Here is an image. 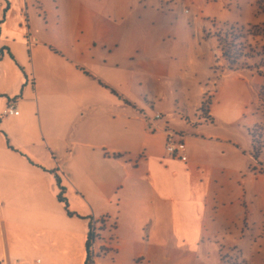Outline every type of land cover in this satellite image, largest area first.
Here are the masks:
<instances>
[{"label":"crops","instance_id":"1","mask_svg":"<svg viewBox=\"0 0 264 264\" xmlns=\"http://www.w3.org/2000/svg\"><path fill=\"white\" fill-rule=\"evenodd\" d=\"M146 1L185 8L208 31L257 25L264 16L256 0ZM119 5L0 0V264H84L87 219L102 222L93 264H230L244 259L246 242L226 256V234L235 228L246 239L264 224V139L253 157L249 133L241 140L205 134L198 114L190 120L150 101L151 84L136 72L134 54L117 51L118 21L104 19L105 9ZM193 31L178 46L189 52L185 66H193L196 40L211 39ZM214 42L206 66L220 67L222 83L236 76L259 101L264 73L221 70ZM11 100L18 115L2 116ZM217 100L210 96L211 124ZM259 105L264 115L263 100ZM169 133L183 140L185 161L166 154ZM261 248L244 264L264 258ZM212 252L217 257L208 262Z\"/></svg>","mask_w":264,"mask_h":264},{"label":"rangeland","instance_id":"2","mask_svg":"<svg viewBox=\"0 0 264 264\" xmlns=\"http://www.w3.org/2000/svg\"><path fill=\"white\" fill-rule=\"evenodd\" d=\"M109 1L115 0H104L106 4H109ZM117 1L120 2V9H105L103 11L104 19L118 21V38L116 40H119V47L117 51L119 53L130 52L134 54L137 62V64L135 63L136 72L142 75V80H145L146 85L151 84V95H146L151 99L150 101L163 106L166 110L172 109L174 112H179L184 118L195 120L196 114H198L197 106L202 100L203 104L201 103L200 106L202 105L205 115L208 116L210 96H212V100L218 98L216 105L213 107L215 121L212 124L203 122L204 133L210 132L217 136H232L238 139L247 136V133H249L253 141L251 153L254 157L257 151L261 150L260 147L263 142L261 137L264 139V115L260 109L262 107L259 105L260 100L264 102V83L262 82L261 90H258L260 94V100L258 101L254 92L249 90L250 86L239 84L236 76H233L232 79L228 78L227 81L222 83L223 79H220L219 76L220 67L215 66L214 69H209L206 66L207 62L212 64L211 50L215 46L214 34L218 31H224L227 26L214 24L213 27H209L208 32L206 28L199 27L197 23L191 22L190 15H188L189 11H185V8L180 7L175 11L167 9V5H163L164 9L159 4L153 7L146 0ZM100 12L102 11H98V13ZM243 18L251 21L253 19L252 13L244 11ZM257 18L260 19L259 23L264 24V16H257ZM198 27L199 29H197ZM192 31L194 36L197 34L211 39L196 40L198 45L196 43L193 46V52L191 53L194 61L193 66H185L183 63L189 56V52L183 50L180 53L178 46L183 39L189 40ZM207 33L209 34L207 35ZM247 42L257 51H260V46L264 45V39L260 37H249ZM216 47L218 48L217 42ZM188 51L190 50L188 49ZM218 52L220 53L219 48ZM242 62L257 68L259 59H243ZM223 69L226 70V67L221 68V70ZM252 70L254 69L252 68ZM259 70L264 73V67H260ZM254 122H260L262 125H255ZM259 157L260 161L264 163V150ZM91 223L96 230V227L102 222L91 220ZM262 223L252 229L254 235L248 231L246 239L241 238V235H235V228H233V233L226 234L228 241L221 249L224 255L235 257L236 252H238V247L235 246L236 243L244 245L246 242V249L242 251L244 253L242 258L244 259H239V261L233 259L230 264H244L245 258L249 257L250 252L258 251V245L262 247L261 250H264V224ZM217 225L219 226V224ZM254 242L258 243V245H254L256 247L253 246ZM211 243H215V240L213 239ZM215 246L217 251L220 252L218 245ZM158 252L162 254L164 251L160 249ZM200 253H202L201 249ZM168 254H171V252L168 251ZM209 257L208 262H213L214 257L217 256L212 252ZM255 257L260 260H252L249 264L253 261L262 264L261 259L264 262V258L257 255ZM92 259L94 260V256H92Z\"/></svg>","mask_w":264,"mask_h":264},{"label":"trees","instance_id":"3","mask_svg":"<svg viewBox=\"0 0 264 264\" xmlns=\"http://www.w3.org/2000/svg\"><path fill=\"white\" fill-rule=\"evenodd\" d=\"M255 5L257 8V12L264 14V0H256ZM213 26L214 25H211V27ZM226 26L227 27L225 28V30L222 31L223 33L217 30L218 33L214 34V39L217 42L220 51V57L225 62L226 71L234 72L238 70H252V68L259 69L260 67H264V45L260 46V51H257L254 47H252V45L247 42V39L249 37H260L264 39V24L247 26L231 24ZM208 34L209 33H207V35ZM255 58L259 59V63H257V68L247 65L245 62H242L243 59L248 60ZM202 101L201 103L203 104ZM197 111L198 115L200 116L203 122H211L210 117L205 115L202 109V105L198 108ZM50 173L54 172L50 171ZM53 176L58 189L57 199L63 204L64 208L67 210V203L64 197V188L61 186L58 176L56 174H54ZM67 213L69 215H72V213L70 212ZM87 220H89V222L87 230V239L85 243L86 254L84 264H93L92 244L97 236L95 233L96 230L92 226L91 219Z\"/></svg>","mask_w":264,"mask_h":264},{"label":"built area","instance_id":"4","mask_svg":"<svg viewBox=\"0 0 264 264\" xmlns=\"http://www.w3.org/2000/svg\"><path fill=\"white\" fill-rule=\"evenodd\" d=\"M18 109L14 101H8L5 108L3 109L1 115L5 117L17 116ZM156 119L161 118L160 113H156L154 116ZM164 149L167 155L170 157H177L180 161H185L186 157L184 155L185 145L183 140L179 136H174V134L169 133L164 144Z\"/></svg>","mask_w":264,"mask_h":264}]
</instances>
